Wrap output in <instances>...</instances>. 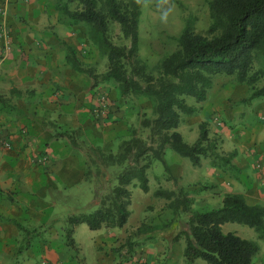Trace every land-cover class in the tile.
I'll return each mask as SVG.
<instances>
[{
  "label": "trees",
  "instance_id": "trees-1",
  "mask_svg": "<svg viewBox=\"0 0 264 264\" xmlns=\"http://www.w3.org/2000/svg\"><path fill=\"white\" fill-rule=\"evenodd\" d=\"M73 2L77 6L71 9L69 5ZM143 4L144 0H57L56 3L66 25L89 26L88 38L106 57L107 69L96 73L83 66L74 47L64 43L68 63L91 77L94 85L115 81L122 98L127 95L150 98L154 116L141 120V125L148 129V141L133 130L116 152L106 153L86 146L77 142L71 133V143L83 148L88 157L85 180L90 179L93 169L98 174L102 166L122 167L116 184L99 195L97 208L66 217L65 244L74 249L73 233L78 224L84 223L90 230L120 228L126 224L131 203L129 185L136 180L143 191H148L146 170L153 159L163 161L167 145L195 166L200 164L201 157H206L212 166L239 172L232 162L235 151L223 154L217 149L216 141L209 137L207 121L199 123L198 136L193 143H187L176 130L181 114L190 116L198 112L196 106L186 102V97L197 103L205 101L212 77L217 74L233 76L237 82L251 86L249 100L264 97V0H207L210 17L207 34L196 32L194 18L186 17L175 37L176 47L160 61L157 76L150 73L146 63L138 57V23ZM110 21L119 25L122 35L129 39L128 46L116 45L110 40ZM259 82L262 84L257 86ZM2 99L0 94V101ZM109 116L107 114L106 118ZM154 195L166 199L174 211L189 212L187 229L182 230L185 235L183 254L187 260L201 258L209 264H253V257L260 249L258 243L223 232L221 225L226 222L247 225L264 241V205L249 203L242 194L228 192L219 207L200 211L191 208L192 201L182 188H160ZM5 220L21 228L15 219ZM160 227L142 222L120 248L126 247V252L133 254L135 247L143 244L141 237L159 231ZM134 236L136 239L132 238Z\"/></svg>",
  "mask_w": 264,
  "mask_h": 264
},
{
  "label": "rangeland",
  "instance_id": "rangeland-1",
  "mask_svg": "<svg viewBox=\"0 0 264 264\" xmlns=\"http://www.w3.org/2000/svg\"><path fill=\"white\" fill-rule=\"evenodd\" d=\"M69 6L72 9L77 4L73 2ZM188 16H192L195 20V31L206 35L210 24L207 0H144L138 23V57L146 63L147 70L153 75L157 76L158 66L163 57L175 49V37L180 33ZM14 17L16 21L22 18L18 15ZM6 26L9 31L12 30L11 25ZM74 29L81 32L82 38H80L81 43L71 46L76 50L82 65L92 68L96 73L104 72L107 69V59L89 40V26L79 24ZM109 38L116 45H129V39L122 35L119 25L113 21L109 22ZM110 82L106 92L108 99L112 103H119L117 110L124 107L125 111V114L116 116L119 119L115 118L110 122L116 123L120 120V125L125 127L127 132L118 134L115 138L112 136L111 147L108 143L103 148L96 147L106 153L116 152L119 144L128 139L133 130L137 136L148 141L149 132L141 125V120L144 117L149 119L154 117L150 98L127 95L124 98L120 96L121 98L117 100L113 91L118 89V84L115 81ZM261 84L262 82H259L256 85ZM251 92V86L237 82L233 76L214 75L205 101L197 103L193 98L186 97V102L196 106L198 112L190 116L181 114L180 123L176 128L187 143H193L198 136L199 123L207 121L209 137L216 141L217 149L221 153L227 154L234 150L236 154H242L241 151L245 152L249 149L254 155L250 154L247 158L246 166H237L239 172L224 171L222 167L212 166L210 159L206 157H201L200 164L195 166L188 158L179 156L167 145L164 149L163 161L153 159L146 170L148 191H143L136 180L129 185L131 203L128 220L123 227L111 229L112 233L118 236L117 239L121 238L122 241L108 247L107 240L103 238L101 240L107 228L90 230L86 224L81 223L76 230V248L60 245L56 246L58 250L63 252L66 258L71 259L72 264H98L97 257L100 254L113 255L108 264H128L132 254H128L126 247L120 248V245L143 222L161 226L159 231L141 237L143 244L139 246L146 247V250L151 252L147 256L148 264H209L201 258L189 261L183 254L185 235L182 234V230L187 229L189 212L182 209L174 211L168 206L166 199L155 196L154 192L160 188L169 190L182 188L187 191L192 201L191 208L203 211L219 207L221 195L226 190H234L235 183L240 188L246 189L249 182L254 181L255 185L262 184L264 188V97L249 100ZM107 119L110 120L109 117ZM106 120L101 123H105ZM78 142L82 141L78 140ZM121 169L122 167L118 165L102 166L100 173L91 181L78 183L56 181L55 185L46 192L45 199L49 205L45 208L42 220L48 219L44 222V227L38 229V233L54 228L53 234L59 236L62 234L64 239L63 226L66 217L70 214L88 213L97 208L99 195L116 184ZM92 171L95 172L94 169ZM244 171H246L245 175ZM233 180L234 185L231 183ZM221 230L256 241L260 248L259 255H264V241L257 238L253 228L236 222H226L221 225ZM36 231L33 230L32 233L36 234ZM132 238L136 239L135 236ZM136 247L134 251H137ZM114 249L118 250L114 251ZM122 250L125 252L123 253ZM258 252L253 257L254 264H260ZM9 264H31V262L25 255L20 254ZM262 264H264V256Z\"/></svg>",
  "mask_w": 264,
  "mask_h": 264
},
{
  "label": "crops",
  "instance_id": "crops-1",
  "mask_svg": "<svg viewBox=\"0 0 264 264\" xmlns=\"http://www.w3.org/2000/svg\"><path fill=\"white\" fill-rule=\"evenodd\" d=\"M56 3L57 0H0V7L5 9L0 14V123L12 144L10 149L0 147V264H9L20 254L31 264H72L56 247L66 245L62 234H53L54 228L38 233L48 219L42 220L49 205L46 192L56 181L78 183L96 177L93 172L90 179H84L88 157L83 148L71 143L70 135L86 146L103 148L107 143L112 146V136L127 132L120 120L110 122L125 114L124 107L117 110L118 102H113L115 112L110 120L105 118L106 122L101 123L93 117L97 99L93 91L102 88L107 92L111 82L94 85L91 77L68 63L64 43L74 46L81 43L82 37L74 29L77 26L64 23ZM14 15L22 18L16 21ZM6 25H11L12 30L5 32ZM113 92L119 100L118 89ZM241 152L232 159L236 166H246L247 158L254 155L249 149ZM42 155L47 157L45 163L40 162ZM247 186L242 189L235 183L234 190L224 194L240 193L247 202L264 205L262 184L252 181ZM223 195H218L220 202ZM5 218L15 219L21 228ZM111 229L101 236L108 247L122 241ZM33 230H37L36 234ZM136 249L128 264H148L151 252L143 246ZM111 256L100 254L98 264H108ZM263 256L258 252L260 264Z\"/></svg>",
  "mask_w": 264,
  "mask_h": 264
},
{
  "label": "built area",
  "instance_id": "built-area-1",
  "mask_svg": "<svg viewBox=\"0 0 264 264\" xmlns=\"http://www.w3.org/2000/svg\"><path fill=\"white\" fill-rule=\"evenodd\" d=\"M24 2H27V0H23ZM5 9L4 7H0V14H4ZM5 32H8L5 30ZM8 46L3 47V52L1 53V57L4 56V52H6V48ZM93 93L96 95V103L94 107L92 108V114L95 119L98 121H103L106 118V115L112 114V111L114 110V105L111 102L110 99L107 97V93L105 89L102 88H96ZM11 141L9 139L8 133L5 131L4 127L0 123V147L5 148V149H10L11 148ZM47 160V157L45 155H42L40 158V162L45 163Z\"/></svg>",
  "mask_w": 264,
  "mask_h": 264
}]
</instances>
